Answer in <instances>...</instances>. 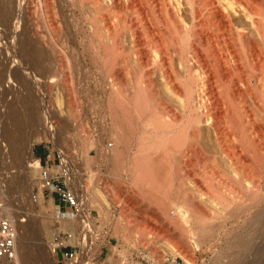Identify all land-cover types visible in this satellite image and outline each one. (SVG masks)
Segmentation results:
<instances>
[{"label":"bare ground","instance_id":"obj_1","mask_svg":"<svg viewBox=\"0 0 264 264\" xmlns=\"http://www.w3.org/2000/svg\"><path fill=\"white\" fill-rule=\"evenodd\" d=\"M70 2L76 8L81 6V10L85 3L93 9L95 13L93 16L96 15L97 21L103 25L109 42L108 45L104 44V64L110 68V74L115 68L118 71L119 80L114 77L109 79L113 80L111 88L115 90V98L112 99L114 101L109 102L118 107L120 118L116 132L122 135L119 137L114 134L117 139L114 151L111 152H114L113 155L119 160V166H128L130 185L136 192L138 191L139 197L141 195L153 206L162 209L165 207V219L167 218L168 226L174 232L171 233H177L176 237L179 239H174L170 232L163 234L165 238L161 233H156L155 229L153 232L157 237L161 235L163 238L161 236L159 238L166 239L164 241L166 248L177 256H182L186 264H196L195 258L189 253L192 246L199 250L204 245L209 251H213L223 241H229V228H226L229 220L233 221L232 227L237 231L241 228L246 229L250 224V227L253 226L252 232H248L244 238L242 237L245 234H242L241 238L235 236L236 239L230 246L233 247L232 250L229 248L228 252L224 253L217 251V258L212 263L264 264V125L260 119V116H264V0H70ZM113 14H116L115 23ZM247 25L255 30L254 33L263 46L258 48L260 50H257L258 46L252 45L253 38L247 32ZM21 36H23L21 57L19 56L18 60L15 57L11 66L10 62L5 63V67L10 74L18 75L17 78L21 79L26 92L31 89V92L42 95L43 78L47 76L52 90L56 93L61 89L65 90V93L71 89L72 91L78 89L75 88L74 77L72 79L69 77L70 83L64 80L65 73H69L66 70H73L70 45L66 41L63 43L64 39L60 40L62 43L57 40L64 50L62 53L65 55L64 62L59 57L60 52L56 51V45L52 51L55 54L54 63L50 66L46 61V48H41L39 43L40 46L35 42L31 43L29 35L25 32H22ZM249 49L252 51L251 55H248ZM132 62L137 67L138 75L133 71ZM77 67L76 69H79ZM156 69L164 84L165 95L154 80ZM248 95L251 96L250 101L254 100L252 104H255V107L252 109L248 107L251 105H247ZM60 101L57 103L60 104ZM74 102L75 105L78 103ZM71 104L67 101L66 105ZM80 104L79 102L78 105ZM158 107L164 112L159 113ZM170 107H181L182 111L179 113ZM11 119L4 121L3 131L1 130V140L4 138L7 142L13 139L11 138L13 133H9L13 130L10 127L16 124L18 130L17 123L24 122L22 119V122L16 119L18 122L14 124V118ZM27 122H24L26 123L24 127L28 126ZM36 125L38 127V124ZM7 126L10 130H7ZM125 127L133 133L129 142L125 138L127 132H124ZM18 131L22 133V129ZM15 133L17 132L14 131V135ZM24 136H21L22 139ZM30 137L32 138V135ZM15 139L11 144H15ZM26 144L30 142L24 143L25 146ZM89 145L87 143L85 145L83 162L92 167L94 160ZM7 149L6 155L12 151ZM20 149L17 155L21 154ZM98 150L99 157H103L105 161L110 159L109 150L107 151L105 146L99 147ZM2 151L4 149L0 147V153ZM129 152L133 155L131 162L127 164L125 160ZM177 157L178 162L174 159ZM227 169L231 170L233 179ZM20 178L23 179L18 175L14 180L17 182ZM1 199L2 196L0 198L2 202ZM7 203H0V210L6 212L9 215L8 219L13 222L10 219L12 207L8 205L10 202ZM82 214H87L83 207H80L79 214L69 212L66 218L69 220H65L68 222L67 227L71 228L73 222ZM15 222L18 223V226L15 225L18 243L21 244V240L24 241L23 236L26 235L23 233L25 225L22 220ZM150 237L152 239V235ZM150 241L148 242L152 243V240ZM18 243L15 264H30L26 247L22 245L21 249ZM153 248L155 251L156 248ZM253 249H256L255 253H252ZM251 253L254 257L248 260Z\"/></svg>","mask_w":264,"mask_h":264},{"label":"rangeland","instance_id":"obj_2","mask_svg":"<svg viewBox=\"0 0 264 264\" xmlns=\"http://www.w3.org/2000/svg\"><path fill=\"white\" fill-rule=\"evenodd\" d=\"M84 5V8L81 10V6L76 8L70 0H0V115L2 116H0V136L2 135L1 130L3 131V124H5L4 121L6 119L9 120L14 118V124L18 121L22 122V120L24 122L28 121L27 127H24L26 124H24V122L17 123L18 130L22 129V133H19L20 131L17 130L16 124L14 125L12 123V125H14L13 127L9 125V121L7 120L8 126H11L12 128L10 127V129H13L11 131L7 126V130H10L9 133H13L11 137L13 139L11 142L14 143L13 140L15 137L17 138L15 139V144H11L10 141V143L7 142L4 138L2 141V136L0 137V147L2 150L4 149V151L0 153V198L2 196V202H10L7 204L9 207L11 206L14 208H10V211L12 210V215H10V217L13 218L10 219L13 220L15 225L18 226V223L15 221L20 222L21 220L25 225V231L23 233L26 235L23 234L24 236L22 239L24 241L21 240V244L18 243L20 246L19 248L23 249L22 245L23 247H26L28 254L27 257L30 264H55V258L51 252L50 244L53 236L60 231H82L85 234L81 251L83 264H186L185 260H183L184 258L182 259V256H177V254H174L172 251L171 253L170 250L166 248L164 242L166 239H162L165 232H170L174 239H179L178 236L176 237L178 234H172L174 232L172 231V228L168 226L169 223L166 220L167 218L165 219L164 214L166 212L164 211L165 207L162 209L161 207L153 206V204L144 200L141 195V198L139 197L138 191L136 192V189L130 185L128 166H119V160H117V157L115 158V155H113L114 152H111L114 151V146L116 145L117 138L115 136L119 135V137H121L122 135L116 132V125L119 120L118 118H120L118 107H115V105L109 102L110 100L113 102L114 100L112 99L115 98V90L111 88V82L113 80L109 81V79H112V77L118 79V71L116 68L113 69L111 73L113 75L112 76L109 73L110 68H107L104 64V44H109L105 36L106 32L99 20L97 21L96 15L93 16L95 14L92 11L93 9L86 3ZM112 18L114 20L113 23H115L116 14H113ZM91 19H93L95 23H93V20ZM21 29H23V31H21ZM251 29L252 27L249 28L248 26L247 32L250 34V37L254 40L256 39L255 41L251 39V43L254 47L258 46L257 50H260L258 48H263V46L257 38V34L254 33L255 30ZM54 31L56 32L53 33ZM22 32L29 35L31 43H39L41 46L39 44L38 45L41 48H46V61H48L47 64L49 63L48 65L50 66L54 63L55 54H53L52 51L55 49L56 45L57 49H61H56V51L60 52L59 57L62 62H64L65 55L63 56L62 54L64 53V50L62 44L60 45V43H62L60 40L64 39L63 43L66 41V43L70 45V50H68L72 53L71 57L74 73L73 70L71 71L70 69H67L66 72L69 71V73H71H65V77L68 79H65L64 77V80L70 83V78L72 79L74 77L73 80L75 81V88H78L77 90L74 88L76 91H72L71 89L65 93V90L61 89L58 93H56V91L51 88L52 85L50 84L49 78H47L48 76L43 78L44 90L42 95H38L34 91L31 92V89L30 91L27 90V92L24 90L21 79L17 78L18 75L16 74L15 76V73L13 75L10 74L11 72L7 71L8 69L5 67V63L13 62L15 57L18 60L19 56L21 57L22 55ZM56 33L58 34L56 35ZM36 35H38L39 38ZM105 40L107 42H105ZM251 54L252 51H248V55ZM248 58H250V56H248ZM11 65L12 63L10 66ZM6 66L9 65L6 64ZM76 66H78L77 68L79 69H76ZM135 66L136 65H133L132 62V67L134 69L136 68V70L133 69V71H135L138 75L139 73L137 67ZM156 71L157 69L155 70L154 78L156 79L154 80H156V85L159 87V90L164 93L163 95H165V89H163L164 84L160 79L159 72L157 71L156 73ZM20 81L21 84L19 83ZM252 84L254 85V82ZM72 94L74 96H72ZM250 97V95L246 97L249 100H247L249 102H247V105H251L248 107L252 109L255 107V104H252L254 103V100L250 101ZM59 100H61L60 104L57 103ZM67 101L72 103V107L66 105ZM74 101H77L78 103L75 105ZM79 102L81 103L80 105H78ZM170 108H173L174 111L177 110L179 113L182 111L181 107ZM179 108H181L180 111ZM160 109L162 108L158 107L159 113L161 111V113H163L164 111ZM14 111H16V113ZM17 112L20 113L23 118L20 114H17ZM13 113H15L14 116H12ZM18 115L22 120L19 119ZM260 119L262 120L261 123L264 125V116H260ZM44 120L46 123L43 122ZM64 123L65 125L63 126ZM36 124H38L40 129ZM43 124L46 127L43 128ZM49 127L51 128L49 129ZM127 128L128 127L124 128V132L127 131L125 134L127 137L125 136V138L129 142L132 139L133 133H131V131L129 132V128L128 130ZM14 131L17 132L15 135ZM19 134L27 136H24L25 139L24 137L22 139L21 136L23 135L20 136ZM31 135L32 138L30 137ZM30 140H34L32 141L34 144L31 143ZM100 141L105 143H99ZM29 142L30 144H26L27 146L24 145V143ZM89 142L91 145H89ZM86 143L92 151V158L94 160L92 167L83 162V154L85 153ZM17 146L19 147L18 149H16ZM43 146L46 147L51 156L49 165L57 166L60 165L61 162L64 163L63 167L68 170L67 186L76 195V197H78L80 207L85 208L87 213L86 215L82 214L78 220L73 222L74 224H72L71 228L67 227L68 222L65 221L69 220L66 219L69 212L65 213L64 217L60 218L58 215L59 207L54 203L51 196L47 195V193L41 189V167L40 162L35 157V151ZM102 146H105L107 151L109 150V161H105L103 157H99L98 148ZM123 148H125V146H123ZM6 149L9 151L12 150L13 152H7V156L5 153ZM19 149L21 150V154L17 155L19 154ZM132 155L133 153L131 152L126 155L128 156L127 160H125L127 164L131 162ZM178 158L179 157L174 159L178 162ZM115 160L118 162V165H116L117 162ZM44 165L46 166L47 164H43L42 166ZM63 167H57L55 169L60 172ZM227 172L231 179H233L231 170L227 169ZM18 175L23 178L19 179L21 183L14 180V178ZM9 176L13 179H10ZM20 194H23L24 196ZM35 196H37V201L34 200ZM2 202L0 201V203ZM130 210L131 212H129ZM66 211H70V209H66ZM2 213L8 218L9 215H7L6 212ZM231 221L232 220H229L226 225V228H229V241H223L222 244L219 245V247H216V249H213V251H209L204 245L201 246L199 250L198 248L192 246L191 251L189 250L190 252H188L195 258L196 264H213L217 258V251L218 253H224L225 251L228 252L227 249L229 250V248L232 250L233 247L231 248L230 246L233 244V240L236 239V237L240 236L241 238L242 234H245V236L242 237L244 238L247 236L248 232H252L253 226L250 227V224L246 229L241 228L237 231L234 227H232L233 221ZM165 222L166 224H164ZM215 226H217V224ZM145 229L148 232H146ZM154 229L156 233H161L163 237L161 235H159V237L161 236L162 238L157 237L156 233L153 232ZM141 231L144 232L142 233ZM151 235L152 239L150 237ZM148 237L152 240V243H150L151 241ZM152 245L158 246L154 247ZM153 247L156 248L155 251L152 250ZM234 247H236V245H234ZM151 250L154 252L152 253ZM255 251L256 249H253L252 253H255ZM252 253L251 255L249 254L248 260L253 259L254 254L252 255Z\"/></svg>","mask_w":264,"mask_h":264},{"label":"built area","instance_id":"obj_3","mask_svg":"<svg viewBox=\"0 0 264 264\" xmlns=\"http://www.w3.org/2000/svg\"><path fill=\"white\" fill-rule=\"evenodd\" d=\"M60 165H44L40 168L41 189L51 196L59 207L58 215L79 214L80 204L67 186L68 170ZM57 167H63L59 172ZM37 201V196L34 197ZM70 209V211H66ZM85 234L80 231H60L53 236L51 249L55 264H83L82 242ZM18 231L15 224L0 210V264H15L17 260Z\"/></svg>","mask_w":264,"mask_h":264},{"label":"crops","instance_id":"obj_4","mask_svg":"<svg viewBox=\"0 0 264 264\" xmlns=\"http://www.w3.org/2000/svg\"><path fill=\"white\" fill-rule=\"evenodd\" d=\"M35 157L38 161H40L41 165H43V164L49 165V162L51 160V156L49 154V151L46 149L45 146L36 149Z\"/></svg>","mask_w":264,"mask_h":264}]
</instances>
